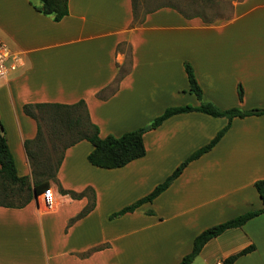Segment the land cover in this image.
<instances>
[{"label": "crops", "instance_id": "1", "mask_svg": "<svg viewBox=\"0 0 264 264\" xmlns=\"http://www.w3.org/2000/svg\"><path fill=\"white\" fill-rule=\"evenodd\" d=\"M67 1L68 15L54 22L36 10L38 0H0V41L19 58L0 80V122L17 173L30 183L47 175L28 154L38 126L26 105L82 101L99 136L118 137L168 107L200 104L188 91V63L204 102L264 110V0L233 1L229 18L210 23L176 0L154 7L135 0V9L132 0ZM226 124L195 111L173 115L144 131V157L111 170L87 161L89 141L67 146L49 180L55 210L44 211L38 196L0 206V264H178L203 230L262 207L254 183L264 180V115L234 118L152 202L110 216L150 193ZM251 245L233 264H264V213L209 240L191 264H220Z\"/></svg>", "mask_w": 264, "mask_h": 264}, {"label": "trees", "instance_id": "2", "mask_svg": "<svg viewBox=\"0 0 264 264\" xmlns=\"http://www.w3.org/2000/svg\"><path fill=\"white\" fill-rule=\"evenodd\" d=\"M133 9H135V0H132ZM39 5L35 8L37 11L43 15L51 17L54 22L60 21L63 17L68 15V1L67 0H38ZM172 8H176L173 4H166ZM184 16H188L183 11L178 10ZM189 17V16H188ZM205 20V19H204ZM206 21V20H205ZM186 71L189 92L193 94L200 104L197 107L191 105L168 107L164 112L156 117L150 123V129L157 128L169 117L182 114L187 112H200L212 117H223L227 119V124L217 132V134L210 140L208 144L201 147L197 151L189 155L177 168L165 178V180L154 187V189L145 195L144 197L138 199L134 203L124 207L117 213L110 216V219L122 216L126 213H131L139 208L141 205L147 202H152L156 197H158L162 192H164L170 184L181 174L184 168L193 160L198 159L203 154L209 152L224 136L231 125V121L234 118H244L252 115H264V110H249L244 111L237 107H233L226 110H221L211 103L204 102L202 99V90L198 85L192 67L188 64H184ZM238 97L239 100L242 99V89L238 87ZM24 111L26 114L32 116L38 126V134L36 139L33 141L32 145H36L40 141L41 137V121L40 118L34 114L37 111L41 115L49 113L52 117L53 122L58 124H63L67 129L71 130L75 134V138L64 146L73 145L78 141L87 140L89 141L93 149L87 156V161L95 167L111 170L118 169L126 166L130 162L140 159L145 156L146 149L143 142L144 130L138 129L135 131H130L123 133L122 135L115 137L108 135L106 137H100L98 134V127L88 121V116L85 111L84 103L79 101L73 105H62V104H37V105H26L24 106ZM84 112L85 114H82ZM30 141L25 142V147L28 151V146ZM30 159L32 160V166L34 168L37 166L36 152L29 153ZM62 155L55 162L53 167V173L56 171L57 167L61 162ZM35 159V160H34ZM50 172V167H47V178L43 181L37 182L33 181L30 183L27 176H19L14 164L13 157L10 153L6 138L4 136V131L2 124L0 122V181L3 185L8 187H18L20 192H25L26 197L20 203H10L0 201V206L5 207H23L28 204L34 197L36 198L45 189L49 188V180L53 177V173ZM255 190L260 198L262 207L257 210L247 211L237 217L229 219L225 222L213 225L206 228L201 233H199L193 240L191 251L186 254L178 264H191L194 259L198 256L203 246L211 239L218 237L223 232L232 228H239L247 223L254 217L264 213V180H258L254 183ZM4 196H8L10 191L6 189L0 191ZM86 191L81 194H75L74 196H82ZM86 211L82 212L84 215ZM254 246L251 245L240 252L231 255L224 259L220 264H233L240 256L245 255L254 250Z\"/></svg>", "mask_w": 264, "mask_h": 264}, {"label": "rangeland", "instance_id": "3", "mask_svg": "<svg viewBox=\"0 0 264 264\" xmlns=\"http://www.w3.org/2000/svg\"><path fill=\"white\" fill-rule=\"evenodd\" d=\"M35 2L37 0H31ZM179 5H176L180 9L188 13L198 12L208 20V23L214 22L217 19H227L231 16L232 12V2L238 0H176ZM164 0H146L145 5L147 7H154L163 3ZM190 3H194L190 5ZM41 137L38 144L33 147L32 152H36V161H38L39 168L41 172L47 173V167H50V172L53 171L55 162L60 158L63 148L70 141L75 138V134L71 130L67 129L63 124H58L53 122L52 117L49 113H45L41 116ZM150 128V124L146 125L144 129ZM53 173V172H52ZM54 174V173H53ZM113 181H120L119 179H113ZM128 185L123 184L121 187L126 188ZM119 187V186H118ZM6 189L10 191L8 196H4L0 192V201L10 202V203H20L22 202L26 194L25 192H20L18 187H8L1 183L0 181V191ZM120 190V188H118ZM75 221V219H74ZM144 222V223H143ZM146 221L142 220L138 223L146 224ZM178 222V221H177Z\"/></svg>", "mask_w": 264, "mask_h": 264}, {"label": "built area", "instance_id": "4", "mask_svg": "<svg viewBox=\"0 0 264 264\" xmlns=\"http://www.w3.org/2000/svg\"><path fill=\"white\" fill-rule=\"evenodd\" d=\"M19 66L17 54L12 53L8 47L0 41V80H6L9 73L15 71ZM38 203L44 211L51 212L57 206L55 193L52 188L45 189L38 195Z\"/></svg>", "mask_w": 264, "mask_h": 264}, {"label": "water", "instance_id": "5", "mask_svg": "<svg viewBox=\"0 0 264 264\" xmlns=\"http://www.w3.org/2000/svg\"><path fill=\"white\" fill-rule=\"evenodd\" d=\"M149 129V127L147 128V130Z\"/></svg>", "mask_w": 264, "mask_h": 264}]
</instances>
